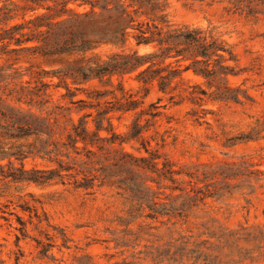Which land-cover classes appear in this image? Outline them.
<instances>
[{
	"label": "trees",
	"instance_id": "obj_1",
	"mask_svg": "<svg viewBox=\"0 0 264 264\" xmlns=\"http://www.w3.org/2000/svg\"><path fill=\"white\" fill-rule=\"evenodd\" d=\"M166 1L0 0V60L21 53L43 57L86 53L105 44L122 49L75 71H43L34 85L31 81H20L15 87L0 84V136L34 139L8 149L0 146V181L70 186L88 194L108 184L129 201L131 213L152 220L182 219L190 209L219 194L220 188L208 182V175L184 170L151 147L147 132L161 115L163 97L147 107L143 99L156 86L173 105H191L189 114L201 123L210 113L204 107L207 103L252 99L244 83L230 82L247 69L215 28L169 20ZM229 2L234 12L248 16L264 5V0ZM128 45L135 48L127 51ZM141 47L149 50L140 52ZM15 73H1L0 82L24 75ZM132 74L138 84L136 93L122 81ZM92 81L111 89L83 87ZM59 88L65 89L60 94L65 103L53 100ZM140 91L144 94L138 98ZM132 113L127 131H118L114 120ZM28 159L35 162L32 167L26 166ZM21 210L29 222H42L35 207L22 205ZM8 215L12 213L0 206V221H9ZM16 218L21 235L26 236V222ZM37 246L43 255L50 248L40 241Z\"/></svg>",
	"mask_w": 264,
	"mask_h": 264
},
{
	"label": "rangeland",
	"instance_id": "obj_2",
	"mask_svg": "<svg viewBox=\"0 0 264 264\" xmlns=\"http://www.w3.org/2000/svg\"><path fill=\"white\" fill-rule=\"evenodd\" d=\"M165 3L164 12L174 23L215 28L233 46L240 66L247 69L230 82L234 86L244 83L242 87L248 88L252 99L207 103L204 107L210 113L201 123L189 114L191 105H173L156 86H151L143 99L147 107L163 97L161 115L147 132L152 136L151 147L184 170L200 177L208 175V182L220 188L219 194L190 209L182 219L152 220L131 213L129 201L108 184L88 194L70 186L0 181V206L12 213L9 221H0V264H264V5L248 16L234 12L229 0ZM134 48L128 45L125 50ZM121 50L105 44L86 53L59 57L9 55L0 60L4 68L0 75H24L0 84L15 87L20 81H31L34 85L43 71H75ZM147 50L139 48L140 52ZM133 76L125 75L122 81L127 90L136 93L138 84ZM113 81L116 84L118 80ZM83 87L90 91L111 89L97 81ZM64 92V88L54 90L53 100L65 103L60 99ZM143 94L140 91L137 97ZM79 97L86 98L84 94ZM133 118V113L127 114L114 124L125 132ZM33 141L32 137L0 136L4 149ZM126 148L131 150L129 145ZM25 163L27 167L35 164L31 159ZM22 205L35 207L42 222H29ZM17 215L26 222V236L19 231ZM37 241L50 245L47 254H41Z\"/></svg>",
	"mask_w": 264,
	"mask_h": 264
}]
</instances>
